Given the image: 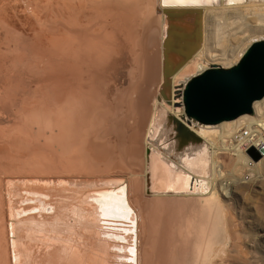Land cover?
<instances>
[{
	"label": "rangeland",
	"instance_id": "obj_1",
	"mask_svg": "<svg viewBox=\"0 0 264 264\" xmlns=\"http://www.w3.org/2000/svg\"><path fill=\"white\" fill-rule=\"evenodd\" d=\"M64 1L0 0V264H11L8 240L11 235L9 220L12 217L9 213L14 209H19L18 205L21 206V203L18 204L20 201L17 197H20L19 194L22 196L23 193L20 192L24 191V197L31 198V195L25 194V191H38V187H41L37 184L34 186L29 184L25 187L27 183L24 185L20 183L18 189L15 188V185H18L19 182L12 187L8 182H5V178L37 175L76 176L88 172L122 175L131 181L132 199L141 208L140 229L138 225L141 264H264V156L258 162H254L248 156L253 165L250 168H243L240 164L236 165V157L232 154H218L217 161L221 164L225 178H232L236 182L229 195L224 194L219 186L214 191L209 188L206 182L204 188L199 182L194 181L213 178V166L211 173L209 171L205 174L194 165L192 170L188 171L189 185L183 192L172 193L169 191L161 194L167 189L175 190V186L169 183L166 184L168 188L160 189L159 184H155L151 192L147 191L145 156L154 158L158 154L160 156L164 154L169 159L180 162L178 158H175V155L165 153L167 149L171 148L168 143L172 141L171 136L175 133V124H172L171 132L173 134H168V136L164 131H160V137L155 131L148 133L155 107L158 111L156 127L159 131L162 128L160 125L164 122L166 112H169L165 111L163 105L167 107L172 105L167 103L159 93L161 84L160 47L163 39V26L160 27V22L155 21L153 24L156 29L152 46L145 51L142 50L140 44L136 46L135 54L134 44L128 39L129 32L124 27V20L122 21L116 16L107 19L103 15L102 17L95 15V11L88 13L85 11L86 7L85 10L80 7V0H73L78 8L72 1H65V3ZM101 1L88 0L92 5L100 6L101 10H103L102 8L110 9L108 5L100 3ZM133 2L134 5H140L141 12L144 11L147 1L134 0ZM154 3L156 7L159 5L158 0H154ZM116 4L119 5L118 2ZM118 5L111 3V8H116ZM58 11L63 13V18L59 17ZM103 12L110 13L109 10H103ZM155 12L157 11L155 10ZM160 14H155L154 17L161 16ZM52 15L54 17L58 15L62 21L52 23L49 19ZM43 16H46L50 23H47V20L45 23ZM80 19L82 21H79ZM213 19V14L208 12L205 14L203 43L206 47L205 53L208 51L209 54L227 49L233 41L230 27L225 26L226 23L222 22L223 19H214L215 21ZM43 27L46 28V32ZM61 30L66 32L67 39L71 35L73 44L70 47L54 46L45 35L46 33L50 36L59 34L60 37L64 35ZM140 33L143 40L144 35L142 36L141 30ZM256 36H262L264 39V34ZM81 37L91 39L95 46L94 51L91 50V57L84 51L85 46L81 43ZM135 55H137L136 58ZM143 55L148 60L146 64L142 59ZM207 60L212 63H210L211 65L223 67H227L226 64L229 62L220 59ZM81 64H84V68L87 66L86 69L88 68L91 77L90 96L85 104H83L85 101L81 100L79 92V89L82 88L79 76L86 82V74H83L84 70ZM152 68H154L153 71ZM183 78V76L180 77V81H177L175 85L182 83ZM125 94H128L129 97ZM57 95L61 96L68 104L71 101L64 118L59 110V107L63 105H58ZM62 98L61 100H63ZM92 103L95 106H92ZM170 107L177 108L178 106ZM87 112L89 115L86 116ZM167 114H170L175 120L177 119L175 113ZM63 119H66L68 124L63 125L62 123L65 122ZM85 119L86 122H84ZM185 124L187 126L196 125ZM242 127L245 130V125ZM48 130L51 131V134ZM263 131L261 133L264 135ZM21 138L22 140H20ZM169 138L171 139L168 140ZM195 142H185L182 145L183 150H190ZM228 144L229 142H227ZM205 146L206 152L212 154L210 145L205 144ZM63 150L66 151H64L65 155ZM76 169L78 170L76 171ZM191 180L194 181L192 184ZM139 183L142 188V197L134 192V184ZM20 187H24L25 190ZM31 187H34L33 190ZM60 187L62 186L50 187V189L55 188L54 190L58 191L64 188ZM5 188L9 189L10 197ZM212 192H217L220 199L217 200L216 196H211ZM111 195V197L114 196ZM124 198L122 200L126 202L127 198ZM202 198L216 200L215 203L218 204L214 206L217 215L214 233L204 234L200 230L185 231V229L180 232L166 231V229H162L163 227L155 217V208L159 199L164 200L165 206L167 204L169 208L178 210L180 213H192V207L198 209ZM8 200L11 201L9 205L11 204L12 208L8 206ZM98 204L100 203L98 202ZM124 206L127 205L124 204ZM116 210L118 209L106 210L107 213L110 211V214L115 215L107 216L110 219L105 218L112 222L108 229L114 232L124 230L121 232H125L121 241L123 244L125 241V245L131 244L130 235L133 232L132 227L134 228V224L131 222L132 217L126 212L117 213ZM31 212L36 213L38 210L34 209ZM28 217L37 220L35 214ZM183 221L187 222L186 219ZM193 222L199 224L198 219ZM35 226H29L28 231L21 230L20 236L26 237L27 242L25 243L24 239V243L27 247L29 246L30 256L34 254L33 259L31 258L32 263L41 264L46 252L45 249H42L49 242L47 233L50 232L46 233L45 231H50V228L45 229L41 226L45 230L43 231L42 228H35ZM31 228L36 231H31ZM127 228H129L128 231ZM92 235L89 234V238H86L88 235L84 236V242L88 245L100 246L96 234L93 237ZM121 241L118 240V243ZM42 252L44 254L41 255V260L39 255ZM120 252L122 251L120 250ZM108 260L109 264L115 261L112 257ZM116 260L119 262L124 258L117 257Z\"/></svg>",
	"mask_w": 264,
	"mask_h": 264
},
{
	"label": "bare ground",
	"instance_id": "obj_2",
	"mask_svg": "<svg viewBox=\"0 0 264 264\" xmlns=\"http://www.w3.org/2000/svg\"><path fill=\"white\" fill-rule=\"evenodd\" d=\"M63 1L64 0H62V2ZM65 1H67V2L72 1L73 2V0H65ZM65 1H64V3H65ZM133 1L134 0H102L100 3H104L110 7V9H107V8H102V9L103 10H109L110 13L112 12V14H110V13L105 14L103 12V10L99 9L100 6L96 7V6L92 5L90 2H88V0H80V7L83 10H85L84 8L86 7L87 10H85V11H87L88 13L95 11L94 12L95 15H101V17L103 15V17H105L107 19L116 16V17L122 19V21L124 20L125 21L124 27L129 32L128 39L134 44L133 51L135 54H136L135 49L137 48L136 46H138L140 44H141L140 47L142 48V50H145V51L150 46H152V44H153L152 39H153V35L155 34L154 30L156 29L155 25L153 24L155 21H157L158 23L160 22L159 23L160 27L163 26L162 27V29H163L162 43H163V40L166 38V35L171 33L168 30V27H169L168 20L169 19L167 17V14L163 13V11H161L160 9H163L165 7L167 9H170V8L174 9L175 8L177 11L183 10V11L190 12V13H192V14H190L192 16L193 15L194 16H196V15L202 16V25H203L202 33L203 34H202V42H201L200 48L192 55V57L189 60H187V62H185L183 65H181L176 70V72H174L172 74V76L168 77L167 80L164 79L165 77L163 76V73H162V66H163L162 65V63H163L162 62V57H163L162 52L164 50V47L161 44V47H160V49H161L160 50L161 51V57H160L161 58V75H160L161 76V84H160L159 88L161 86H163V84L166 83L167 81H170L172 83V86H173V83L175 84L177 81H180V77H182V76L184 78L181 81H182V83H184L192 75L202 71L203 69L207 68L208 66H212L211 65L212 63L209 62L207 59H211L214 61L218 60V59L225 60L227 62L229 61L226 64L227 66L233 65L234 63H236L238 61V59L243 54L245 49L252 42L259 40V39H262V36L258 37L256 35L257 34H264V0H158L159 5L157 7L155 5L156 2L154 3V0L153 1L152 0H145V1H147V3L144 6V11L142 10V12H141V10H139L140 5H138V4L134 5ZM39 2H40V0H39ZM117 2L119 3V5L116 4ZM73 3H71V4H73ZM97 3L99 4V2H97ZM111 3H114L115 5H118V6L116 8H113L114 9L113 10L111 8ZM71 4H69V5H71ZM74 5L76 8H78V6H76V3H74ZM74 5H73V8H75ZM88 10H92V11H88ZM115 10H117V11H115ZM155 10L157 12H155ZM59 12L60 11L57 12L59 17L60 16L62 17L63 13L61 14ZM113 12L116 13V15H114ZM207 12L213 14L214 19H216V20L219 18L223 19L222 22L227 24V25L225 24V26L230 27V35L232 36V40H233L232 45L230 44L231 45L230 47H228L225 50L220 51L219 53H212L211 52V54H209L208 51L205 53L206 47H204L203 41H204V31H205L204 30L205 14ZM120 13L122 16L120 15ZM154 13L156 15L161 13L160 14L161 16L158 15V17H154V15H155ZM58 15H57V17H54L53 15H52V17H49V19H51L50 21H52V23H55L56 21L57 22L62 21L63 17L60 19L58 17ZM58 18H59V20H58ZM49 19H47L46 16H43V21H45V23ZM183 20H184V25L185 24L188 25L190 22V19H188L187 16L183 17ZM50 21H48L47 23H50ZM79 21H82V20L80 19ZM71 23L72 22L70 21V24ZM78 24H79V22H78ZM184 25L183 24L181 25L182 28L187 29V27H185ZM7 27H8V25H7ZM43 29L46 32V30H45L46 28L43 27ZM139 29L143 33L142 36L144 35L143 40L140 37L141 33H140ZM68 30H71V28H68ZM158 30H159V28H158ZM44 31H43V33H44ZM61 32L65 36L62 35L59 37V34H54V35L50 36L47 33L45 35H46L47 39L49 40V42L52 43L54 46L60 47V46L65 45L67 47H70L73 44V39L70 38L71 35L68 36L69 38L67 39L66 34H65L66 32H63L62 30H61ZM227 36H228V34H227ZM42 37H43V35H42ZM81 39H82L81 40L82 45L85 46L84 51L88 55H90V57H91V50L94 51L95 46L93 45L91 39H84V37H81ZM135 39H136V42H135ZM64 50L66 51V49H64ZM136 56L137 55H135V58H136ZM145 58L143 55L142 59L144 60V62L146 64V62L148 60H147V58L146 59ZM83 65L84 64H81L83 70L86 71V72L83 71V74H86V77H85L86 82L83 81V78H81L79 76L82 88H80V89L78 88V89L80 92V98H81V100L85 101L83 103V104H85L88 101L89 96H90V94H89L90 90L89 89H90V85H91V77L89 76L90 73L88 71V68L86 69L87 66L85 65L86 67L84 68ZM153 69L154 68H152V71H153ZM170 93L172 94V91H170ZM125 95H128V94H125ZM57 97H58V102H59L58 105H60V106L63 105L62 107H59L60 108L59 110H60V114L61 113L63 114L62 118H64V117H66V110H67V108H69L71 101L68 104L67 101H65L61 96L59 97L57 95ZM128 97H129V95H128ZM61 98L64 101L61 100ZM179 100L180 99H176L173 101H179ZM92 104H93L92 106H95L94 103H92ZM100 106H102V105H100ZM170 106H172V105H170ZM170 106L167 107V106L163 105L165 111L168 110L169 112H166L165 123L160 125L162 128L159 131L157 130V127L155 126V123H156L157 117H158V114H157L158 111L155 107L154 115L152 117L150 126L148 128L149 134H150V132L153 133L154 131L158 133V137H160V133L163 131L167 134V136H168V134H173L171 132L172 127H173L172 124H176V123H174L176 120L170 114H167V113H173V114L175 113L174 115L177 117V119H179V122H183V124H185L184 119L181 118V116L183 115L182 107L179 106L177 108H175V107L171 108ZM89 107H90V105H89ZM89 107H88V109L92 108V107H90V108ZM252 108H253V112L251 113L252 115L243 114V115L238 116L235 119L228 120V121H222V122L215 124V125H204V124H199L197 122H193L198 126L196 128V127H194L195 125L187 126L185 124L184 126H186V127L184 128V130L187 133L192 132L198 138H200V140L202 139L201 140L202 142H195V145L190 147L191 151L189 149L183 150L182 145L185 144V142L194 141V138L189 137L192 139H188V137H187L186 139H183V137L181 135H179V133L177 131L178 130L177 127H179L180 125L176 121L177 124H176V128H175V133L171 136L172 141H170L168 143V144H170L171 148H169V149L166 148L167 152L165 151V153H168L169 155L170 154L175 155V158H178V160H180V162L173 161V160L169 159L168 156H165L161 152L160 153L163 156H160L159 154H158V156H154V158H152V156H145V166H146L145 167V178H146L147 191L151 192V189L153 186H155V184H159L158 187L160 189L168 188V186L166 187V184L169 183V184L175 186L174 187L175 190L167 189L165 192H161V194L169 192V191L172 193L183 192V190L189 185L190 175H189L188 171L192 170V166L194 165L196 168L201 169L205 174H207L209 171H210L209 173H211V167L213 166V168H212L213 169V178H211L209 180L208 179H200V180L197 179L194 181H196L197 183L199 182L202 187H204V184L206 182L208 184L209 188H211L214 191H216L218 186H219V187H221V190L224 191V194L229 195V193H231L230 191H231L232 187L234 186V183H236V182L232 178H230V179L225 178V176H224L225 174L222 172L221 164L219 163V161H217L218 154L219 153H230L234 157H236V160H237L236 165L240 164L243 168H250L253 165V162L250 160V158L246 154V152H245L246 149L250 146H254L255 148L259 147V148L264 149V135H263V133H261V131L264 130V97L261 98L260 100H255L252 104ZM40 112H41V110H40ZM88 112H89V110H88ZM88 112H87L86 116L89 115ZM87 119H88V117H87ZM63 120L65 121V122L63 121L64 123H62L63 125L68 124V122H66V119H63ZM86 121L87 120L85 119L84 122H86ZM243 125H245L246 131L243 130V128H244V127H242ZM215 128H217V129L215 130ZM48 131L51 134V131L50 130H48ZM184 134H185V132H184ZM170 139L171 138H169L168 140H170ZM20 140H22V138ZM227 142H229L228 145H227ZM168 144H167V146H169ZM205 144L210 145V150L212 148V154H211V152H210V154H208L206 152ZM18 150H19V148H18ZM32 151H33V149H32ZM64 151L65 150H63V154H64ZM6 154H7V152H6ZM2 155H5V154H2ZM263 156H264V153L262 154V157ZM58 157H60V156H58ZM10 158H12V157H10ZM4 160H6V159H4ZM12 160H14V159H12ZM8 161H9V159H8ZM254 162H256V161H254ZM69 164H70V162H69ZM209 164H210V170H209ZM43 169H45V168H43ZM51 169H52V167H51ZM77 170L78 169H76V171ZM62 173H64V172H62ZM65 174H67V173H65ZM80 174H81V172H80ZM81 175H83V176H81ZM81 175H76V176H62V175L61 176L60 175L59 176H41V175H37V176H25V177L9 176V177L5 178V182H8V184L12 185V187H14V184L19 182L18 185H15V188H18V189H19L18 186L21 185L20 183H23V185L25 183H27L25 185V187L29 186V184L31 186L32 185L34 186V184H37L39 186L41 185V187H40L41 189L39 187H38L39 190L36 188L38 191H36V190L35 191H25V194L28 193L29 196L31 195V198L30 197H24V191L23 192L21 191L20 193L21 194L23 193L22 196L19 194L21 199H20V197H17V199L19 198L18 200L20 201V202L18 201L19 202L18 204L21 203V206L18 205L19 209H14V210H12L11 213L8 212L9 215L12 217L9 220V222H10L9 228H10V234L11 235H9L10 238L8 240L9 241V250L8 251H9L11 264H33L32 259H33L34 254H33V256H30V254H29L30 251H28L29 246L27 247V245L25 244L27 242L26 241L27 239H25L26 237L22 238L20 236V233H21L20 231L21 230L28 231V228H30L29 226H31V225H32V227H33V225H36L35 228L36 227H39V228L44 227L45 229L50 228L49 229L50 231H45L44 228H42L43 231H45L46 233L47 232H50V233H47V238L49 239V242L47 245H44L46 247H44L42 249V250H44V249L46 250V252L43 251V252H45V254L43 252H42V254H40L41 251L39 253L40 257H41V255L44 254L43 261L41 264H109L108 259L111 257H112V259H115V261L113 263H110V264H117V263L118 264L119 263L120 264H141V258H140V252H139L140 241L138 240L139 239L138 225H139V229H140V222L142 219L141 214H140L141 208L132 199V196H131L132 187H130L131 181L129 180V178H126L122 175H114V174H107V173L105 174V173H90V172H88V173L81 174ZM233 176H235L234 173H233ZM2 180H3V177H2ZM12 180H14V181H12ZM55 181H57V182H55ZM193 182L191 180V184ZM3 183H4V180H3ZM5 186H6V184H5ZM42 186L46 187L48 189H46V188L44 189ZM58 186H62L64 188L62 190H58V191L54 190ZM50 187H55V188L50 189ZM62 187H60V188H62ZM118 187L119 188L121 187V188L119 189ZM20 188H22V190H25L24 187H20ZM33 188L31 187V190H33ZM5 190H6V188H5ZM6 192H7V195L10 194L9 189H7ZM134 192H136L140 197H142V194H141L142 188H141L140 183L134 184ZM107 194H109L110 196L109 195L107 196ZM111 194H113L114 196L111 197L112 196ZM207 195H209V194H207ZM228 195H226V196H228ZM211 196H216L217 200L220 199L219 194L217 192H212ZM9 197H10V195H9ZM124 197L127 198L126 202H124V200H122ZM6 199H9V198H6ZM13 201H15V200H13ZM9 202H11V201H9V200L7 201L8 206L11 205V204L9 205ZM98 202L100 204H98ZM215 202H216V200L212 201L210 198L209 199H203L202 201L199 202L200 206L198 209L197 208L195 209L192 207V212H194L193 216H194L195 220L201 219L200 220L201 222L199 223V225H196V223H193V228H192V226L188 225L187 223H184V221L181 220V216H179L181 213L178 210H173V208L171 209V207L169 208L167 206V204L165 206L164 200H162V199H159L157 201V206L155 208V217H156L157 221L159 222L160 226L163 227L162 229L163 230L166 229V231L171 230V231H175V232H177V231L180 232L181 230H184V229H185V231L186 230L193 231V229H195V230H200L204 234L214 233L216 231V221H217V215H216V210H215L214 206L218 205ZM124 204H126L127 206H124ZM15 205H17V204H15ZM14 207H16V206H14ZM114 208L118 209V210H116V211H118L117 213L126 212V214H130V217H132L131 222H133L134 228L132 227L133 230L131 229L133 231V232L131 231L132 233L130 235V238H131L130 243L131 244L125 245L126 242L124 241V244H123V242L121 241V238H122V236H124L123 234L125 233V232H123V233H121V232L124 230H122L121 232H114V231H111L108 229L109 226H111L110 223H112V222L107 221V219H110V218H107V216H111V215H113V213L110 214L109 213L110 211H109L108 212L109 214H108L106 212V210H112ZM34 209H37L38 212L32 213L31 211ZM102 210H104V211H102ZM114 213H115V211H114ZM31 214H35L37 216V220L30 218L31 216L28 217ZM174 214H175V216H173ZM125 215H124V217H125ZM10 216H9V218H10ZM113 216H115V215H113ZM119 216H120V214H119ZM122 216H123V214H122ZM105 218H107V219H105ZM113 218H111V219H113ZM126 218H127V216H126ZM117 220H119V219H117ZM124 220H125V218H124ZM127 220H128V218H127ZM166 222H168V223H166ZM125 223H127V222H125ZM120 224H122V223H120ZM6 225H7V223H6ZM174 225H175V227H174ZM195 226H199V227H197L198 229ZM115 229H112V230H115ZM32 230H34V229L31 228V231ZM76 230H77V232H76ZM116 230H118V228ZM126 230L128 231L129 228H127ZM34 231H36V230H34ZM46 233H45V235H46ZM89 234L90 235L96 234V237L98 238V240L100 242V246H96L93 244L88 245L84 242V236L88 235L86 238H89L90 237ZM93 235H92V237H93ZM24 239H25V243H24ZM118 240L121 241V243H118ZM40 245H41V243H40ZM35 250H37V249H35ZM120 250L122 252H120ZM36 253H37V251H36ZM35 257H36V255H35ZM117 257L124 258V260L118 262L116 260ZM41 260H42V257H41ZM38 262H35V263H38ZM96 262H98V263H96Z\"/></svg>",
	"mask_w": 264,
	"mask_h": 264
},
{
	"label": "water",
	"instance_id": "obj_3",
	"mask_svg": "<svg viewBox=\"0 0 264 264\" xmlns=\"http://www.w3.org/2000/svg\"><path fill=\"white\" fill-rule=\"evenodd\" d=\"M160 10L167 14L168 30L171 32L162 43V73L167 80L199 48L202 16H192L190 12L177 11L175 8ZM185 16L190 19L188 25H184ZM182 24L187 29H183ZM159 93L167 103L182 107L181 118L185 123L215 125L243 114H251L253 102L264 97V39L252 42L233 65L209 66L178 85L172 86L167 81L159 88ZM171 98L180 100L172 102ZM176 121L180 125L177 131L183 139L189 136L194 138V142L201 141L194 133L184 130L185 124ZM176 121L174 123L177 124ZM246 153L253 161H258L264 149L250 146Z\"/></svg>",
	"mask_w": 264,
	"mask_h": 264
},
{
	"label": "flooded vegetation",
	"instance_id": "obj_4",
	"mask_svg": "<svg viewBox=\"0 0 264 264\" xmlns=\"http://www.w3.org/2000/svg\"><path fill=\"white\" fill-rule=\"evenodd\" d=\"M158 121H156V123H157ZM156 123H155V126H156ZM165 123V119H164V122L163 123H161V124H164ZM203 200V199H202ZM201 200V201H202ZM193 213L194 212H192V213H189V212H187V213H182L181 212V214L179 215V216H181V220H185L186 219V223L188 224V225H190V226H192V228H193V221L195 220V218H194V216H193ZM188 215H190L188 218H187V216ZM178 216V217H179ZM201 219H199L198 221H199V223L201 222L200 221ZM190 221V222H189ZM197 225V224H196ZM199 225V224H198ZM195 227H197V226H195ZM193 231H196L195 229H193ZM139 252H140V250H139Z\"/></svg>",
	"mask_w": 264,
	"mask_h": 264
},
{
	"label": "built area",
	"instance_id": "obj_5",
	"mask_svg": "<svg viewBox=\"0 0 264 264\" xmlns=\"http://www.w3.org/2000/svg\"><path fill=\"white\" fill-rule=\"evenodd\" d=\"M245 131H246V130H245ZM245 131H244V132H245ZM256 148H258V149H259V147H256Z\"/></svg>",
	"mask_w": 264,
	"mask_h": 264
}]
</instances>
